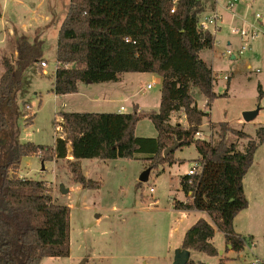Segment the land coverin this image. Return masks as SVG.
<instances>
[{
    "label": "trees",
    "instance_id": "1",
    "mask_svg": "<svg viewBox=\"0 0 264 264\" xmlns=\"http://www.w3.org/2000/svg\"><path fill=\"white\" fill-rule=\"evenodd\" d=\"M207 1L178 0L174 5L173 0H70L58 32L54 93H77L79 82L88 80L119 82L123 74L151 73L162 79L160 106L151 113L138 112V106L133 113H62L54 147L8 144L0 137V264H40L43 258L70 255V208L53 201L47 182L19 175L24 157L36 155L43 162L66 160L75 183L96 189L100 183L83 174L81 160H143L152 170L177 163L175 152L191 145L201 169L181 177L186 199L173 200V207L204 212L211 222L199 219L191 226L184 235L182 252L218 257L212 243L216 229L225 236L226 251L245 249L247 238L237 235L233 224L249 204L243 180L264 142V128L241 151L238 142L248 135L227 122L210 120V108L219 95L213 90L212 68L200 56L215 43L214 36L199 27L208 8L213 11L216 6L214 0L210 7ZM12 43L15 57L1 59L0 134L8 127L3 109L13 108L27 70L44 60L40 35L30 40L15 32ZM193 89L206 99L204 110L198 108ZM259 96H264L261 87ZM174 115L185 123L172 122ZM144 117L154 124L156 138L135 135ZM32 120L33 116L28 118ZM206 120L213 130L208 140L196 136ZM175 143L176 150L165 157L164 151ZM187 264L207 263L189 260Z\"/></svg>",
    "mask_w": 264,
    "mask_h": 264
},
{
    "label": "rangeland",
    "instance_id": "2",
    "mask_svg": "<svg viewBox=\"0 0 264 264\" xmlns=\"http://www.w3.org/2000/svg\"><path fill=\"white\" fill-rule=\"evenodd\" d=\"M69 5L70 0H0V77L2 57L16 55L12 43L14 37H7L6 30L21 34L23 25L28 24L31 27L28 38L32 40L33 27L44 26L46 16L54 20L49 31H41L44 33L41 38L44 40V58L48 64L45 70L49 75H42V68L32 65L26 72L23 90L17 94L13 108L3 109L8 127L0 137L8 144L54 147L60 136L58 123L62 113H111L121 106L125 108L121 113H133L135 105H139L140 113L159 109L161 86L154 83L155 74L151 73L123 74L119 82H79L77 93L62 96L54 93L57 26L65 18ZM231 12L236 17L222 11L223 22L220 31L215 33L214 49L203 50L200 56L212 68L213 90L219 95L210 108V120L227 122L232 128L246 133L248 137L238 142L239 150L244 151L248 142L257 140L258 132L264 128V96H259V87L264 90V42L262 36L253 41H242L233 30L253 22L256 13L264 15V0H241ZM242 46L246 50L243 55H237ZM227 50L234 51L235 58L224 57L222 51ZM224 76H228L229 81ZM148 85L152 87L149 89ZM192 95L198 108L204 110L206 99L197 89H193ZM253 111L258 113L246 121L243 114ZM32 116V122L28 121ZM177 121L185 123L180 115H174L172 122ZM200 131L208 140L213 130L206 120ZM135 135L156 138L157 131L152 121L144 117L137 123ZM174 158L177 163L172 166L152 169L145 183L139 182L141 175L149 169V163L143 160H81L83 174L100 183L99 188L83 189L73 181L66 160L43 162L36 155L24 157L19 175L47 182L52 189L53 201L70 208L69 257L43 258L40 264H172L180 255L184 235L191 226L199 219L211 222L204 212L173 207V200L186 199L180 179L196 165L198 154L191 145L178 149ZM244 182L248 198L252 200L257 191L259 199L264 201V142L255 152ZM258 201L253 199L250 210L255 236L250 248L245 247L239 253L226 251L225 236L216 229L212 243L223 254L210 257L189 251L187 260L219 264L222 259L223 264H251L256 257L264 259V230L258 220ZM250 239L248 237L246 241L250 243Z\"/></svg>",
    "mask_w": 264,
    "mask_h": 264
},
{
    "label": "built area",
    "instance_id": "3",
    "mask_svg": "<svg viewBox=\"0 0 264 264\" xmlns=\"http://www.w3.org/2000/svg\"><path fill=\"white\" fill-rule=\"evenodd\" d=\"M177 1L178 0H173V4L176 5ZM239 1H241V0H214L217 7L219 5H220L219 7H221V5L224 4L223 9L228 11L229 13H231L232 17H236V14L231 12V11L233 10L234 6ZM244 2H254V0H244ZM174 11H175V6L171 10V13H173ZM222 21H223V14L220 11H218V9H214L213 11H210L208 14H206L202 17V19L199 22V27L204 31H209L215 38V33L220 31V29H221L220 26H221ZM233 32L238 33L242 41H246V40L253 41V40L257 39L258 37L262 36V40L264 42V15L260 14V13H256L254 16L253 22L246 23V26H244L240 30L235 29V30H233ZM217 45H219V43H217ZM245 50H246V47L242 46L241 49L237 51V55H243ZM222 55L224 57L230 56V57L235 58L236 53L232 50H227L225 52L223 51ZM39 66L42 68V73H41L42 75H49V73L45 70L46 68H48V64L45 60H43L39 64ZM56 70H57V66H56L55 72H56ZM224 79L226 81H229L228 76H224ZM151 87H152V85H148L147 88L150 89ZM27 108H29V106H27ZM124 110H125L124 107L120 108V112H122ZM196 136L199 138L203 137L201 132L197 133ZM200 169H201V165L196 163V165H193L189 169L187 174L188 175H195L200 171ZM153 191H154V189L151 187L150 192L152 193ZM246 240L247 239H245V241H244L245 247L248 248L249 246L253 245L252 242L248 243ZM251 264H264V259L256 257L252 260Z\"/></svg>",
    "mask_w": 264,
    "mask_h": 264
},
{
    "label": "crops",
    "instance_id": "4",
    "mask_svg": "<svg viewBox=\"0 0 264 264\" xmlns=\"http://www.w3.org/2000/svg\"><path fill=\"white\" fill-rule=\"evenodd\" d=\"M213 1L212 0H208L207 1V3H208V6L212 3ZM220 6V5H219ZM215 7V9H218V11H220L221 13H222V11H225V12H227L226 10H224L223 8V6H224V4H222L221 5V7ZM210 7V6H209ZM211 11V8H208V11H206V12H210ZM223 14V13H222ZM231 15V14H230ZM44 23H45V25L44 26H39V27H33V28H35L34 29V36H33V38L35 37V36H37V35H40L41 36V38H42V35L44 34V33H41V31L43 32V31H45V32H47V31H49L50 29H51V27H52V23H53V18H51V17H45L44 19ZM63 20H64V18H62V20H60V25H58L57 27H59L58 28V32H59V29H60V26H61V24H62V22H63ZM223 22V21H222ZM3 23H7V22H5V21H3ZM222 24V23H221ZM41 27H42V30H41ZM220 28H221V26H220ZM30 29H31V27H30V25H28V24H24L23 25V27H22V31H21V34L23 33L24 35H26V36H28L29 37V35H28V33H29V31H30ZM7 32H8V35H7V37H9V36H11V37H14V33H15V30H9L8 31V29L6 30ZM19 32V31H18ZM7 37H6V40H7ZM57 40H58V38H57ZM213 49H214V47H213ZM213 49H211V50H213ZM57 50V49H56ZM202 53V52H201ZM201 53H200V55H201ZM222 53H223V51H222ZM43 58H44V56H43ZM232 59H233V57H231ZM44 60H45V58H44ZM206 62V61H205ZM207 63V62H206ZM208 64V63H207ZM121 79H122V77H121ZM121 81V80H120ZM154 83L155 84H160V86L162 85V79L158 76V75H156L155 74V80H154ZM135 106H138L139 107V105H135ZM121 107H123V106H121ZM120 107V108H121ZM120 108L116 111V112H111V113H121L120 112ZM125 109V108H124ZM249 173V172H248ZM248 173H247V175H248ZM246 175V176H247ZM246 176H245V178H244V180H243V185H244V192H245V196H246V198H247V200H248V207H247V209H245V210H243L241 213H239L238 214V216L234 219V224H233V228H234V231H235V233L237 234V235H239V236H241V237H245V238H248V237H252V239H250V241L254 244V242H255V236H254V231L252 230V223H253V214H252V212L250 211L251 210V208H252V203H253V199L255 200V201H258L256 204V208L260 211V218H258V220H260V222L262 223V225H263V230H264V201H262V200H260L259 199V193L257 192V191H255V193H254V195H253V199L251 200V198H248V194H247V187H246V184H245V179H246ZM258 195V196H257ZM248 248H250V247H248ZM247 247H246V249H248ZM218 249V248H217ZM230 252H232V251H230Z\"/></svg>",
    "mask_w": 264,
    "mask_h": 264
},
{
    "label": "water",
    "instance_id": "5",
    "mask_svg": "<svg viewBox=\"0 0 264 264\" xmlns=\"http://www.w3.org/2000/svg\"><path fill=\"white\" fill-rule=\"evenodd\" d=\"M89 83H91L90 80H88ZM258 113V111H253V112H246L243 114V117L246 121H250L253 117H255V115ZM178 147V143H175L172 147L166 149L163 153V155L166 157L169 153L173 152L176 150V148ZM68 157H71V151L69 150V154ZM151 169H147L139 178V182L140 183H145L147 182L149 175H150ZM62 189L64 190V188L62 187ZM65 192H68L67 190H65ZM178 254H180L179 256H176L174 262L172 264H187L188 260V254L189 252H179ZM177 254V255H178ZM220 255L223 254V251L219 252ZM83 264V263H82Z\"/></svg>",
    "mask_w": 264,
    "mask_h": 264
}]
</instances>
